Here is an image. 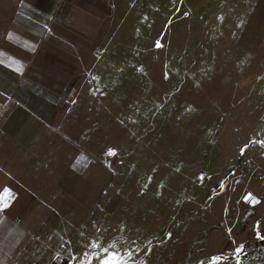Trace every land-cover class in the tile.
I'll return each instance as SVG.
<instances>
[{"label": "rangeland", "instance_id": "374dc122", "mask_svg": "<svg viewBox=\"0 0 264 264\" xmlns=\"http://www.w3.org/2000/svg\"><path fill=\"white\" fill-rule=\"evenodd\" d=\"M32 2L0 0V28L12 21V10L34 9ZM192 2L113 0L111 31L96 32V62L78 80L85 134L102 148L126 147L123 157L111 158L121 170L109 172L111 264H264V216L246 242L238 234L263 213L256 205L243 209L246 188L236 185L240 173L247 179L264 167L261 143L250 157L264 129V64L254 68L230 41L221 44L219 33L188 32ZM220 19L231 20L235 39L236 18L226 12ZM63 35L82 39L79 32ZM68 65L63 71L73 74L76 66ZM63 116L80 125V114ZM96 162L92 167L102 166ZM258 206L264 210V200ZM140 233L147 246L140 240L136 256ZM25 252L5 264H43L44 256Z\"/></svg>", "mask_w": 264, "mask_h": 264}, {"label": "crops", "instance_id": "0c3cea01", "mask_svg": "<svg viewBox=\"0 0 264 264\" xmlns=\"http://www.w3.org/2000/svg\"><path fill=\"white\" fill-rule=\"evenodd\" d=\"M29 1L35 10L29 5L12 10L7 18L12 21L0 28V34L6 33L0 37V202L7 205L0 210V264L13 254L25 256V251L44 256L43 264H111L116 249L111 247L109 172L121 170L122 165H111V158L123 157L126 147L102 148L85 134L81 125L86 96L79 93L78 80L96 62L94 39L96 32L111 27L113 0ZM192 1L187 7L188 32L219 33L220 43L230 41L251 57L254 68L264 64V59L259 63L264 56V0ZM226 12L236 18L235 39L230 38L231 20L220 19ZM56 32L59 38L52 40ZM64 32H79L82 39L67 38ZM68 63L66 68L76 66L73 74L63 71ZM88 63L91 66L83 70ZM64 113L66 118L80 114V125L64 119ZM257 147L256 141L250 153L253 160ZM100 159L102 166L92 167ZM241 175L236 185L246 188L248 198L243 209L256 205L263 213L249 227L238 229L244 243L255 234V228L251 230L255 221L264 216L258 206L264 200V183L258 175L249 174L247 179ZM253 196L259 204H249ZM136 239L133 255L138 256L140 240L147 243L142 233Z\"/></svg>", "mask_w": 264, "mask_h": 264}, {"label": "built area", "instance_id": "2783aa9c", "mask_svg": "<svg viewBox=\"0 0 264 264\" xmlns=\"http://www.w3.org/2000/svg\"><path fill=\"white\" fill-rule=\"evenodd\" d=\"M261 142H264V129H263L261 135L259 136V138H258V140H257V143H258V144L261 143ZM261 144H262V143H261ZM262 145H263V148H264V144H262ZM258 178H259L260 180H262V182L264 183V170H261V171L259 172V174H258Z\"/></svg>", "mask_w": 264, "mask_h": 264}, {"label": "water", "instance_id": "95a60500", "mask_svg": "<svg viewBox=\"0 0 264 264\" xmlns=\"http://www.w3.org/2000/svg\"><path fill=\"white\" fill-rule=\"evenodd\" d=\"M259 202V199L256 197V196H253L251 199H250V202L249 204L250 205H255Z\"/></svg>", "mask_w": 264, "mask_h": 264}, {"label": "snow or ice", "instance_id": "6c2138e0", "mask_svg": "<svg viewBox=\"0 0 264 264\" xmlns=\"http://www.w3.org/2000/svg\"><path fill=\"white\" fill-rule=\"evenodd\" d=\"M157 47H161V45L159 44V42H157ZM262 144H264V142H261ZM7 207L6 204H3L2 202H0V210H2L3 208ZM237 251H240V249H237Z\"/></svg>", "mask_w": 264, "mask_h": 264}]
</instances>
